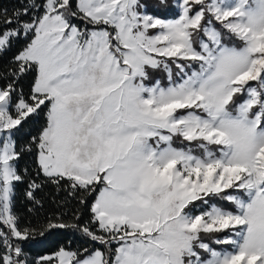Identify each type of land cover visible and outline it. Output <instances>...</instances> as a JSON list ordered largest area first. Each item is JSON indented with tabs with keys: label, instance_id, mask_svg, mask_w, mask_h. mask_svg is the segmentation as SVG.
<instances>
[{
	"label": "snow or ice",
	"instance_id": "obj_1",
	"mask_svg": "<svg viewBox=\"0 0 264 264\" xmlns=\"http://www.w3.org/2000/svg\"><path fill=\"white\" fill-rule=\"evenodd\" d=\"M0 264H264V0L0 7Z\"/></svg>",
	"mask_w": 264,
	"mask_h": 264
},
{
	"label": "trees",
	"instance_id": "obj_2",
	"mask_svg": "<svg viewBox=\"0 0 264 264\" xmlns=\"http://www.w3.org/2000/svg\"><path fill=\"white\" fill-rule=\"evenodd\" d=\"M18 2L19 0H0V7L12 8ZM151 2L152 0H149V3ZM23 191H24V186H22L20 189L21 199L19 202V211L22 214H24L26 211L25 209L26 201L23 199ZM43 195L45 197V200H44L45 207L43 211L51 212L55 210L53 203L48 199L49 196L53 195V190L51 188H48L46 189V192ZM30 206L31 205H28V207ZM71 207H72V203L70 202L68 205V208H71ZM65 210L67 211V209ZM42 214L43 213H41V218H42ZM58 246H68L71 248H76V247H81V246H87V243L80 237L78 233H75L70 230L63 231L57 238H54L53 240L34 245L31 249V254L32 255L46 254L50 251H53Z\"/></svg>",
	"mask_w": 264,
	"mask_h": 264
},
{
	"label": "rangeland",
	"instance_id": "obj_3",
	"mask_svg": "<svg viewBox=\"0 0 264 264\" xmlns=\"http://www.w3.org/2000/svg\"><path fill=\"white\" fill-rule=\"evenodd\" d=\"M173 2H175V0H173Z\"/></svg>",
	"mask_w": 264,
	"mask_h": 264
}]
</instances>
